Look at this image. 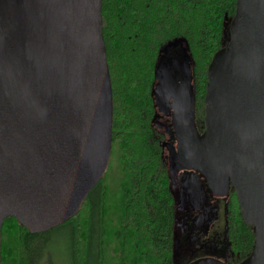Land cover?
Listing matches in <instances>:
<instances>
[{
    "label": "water",
    "instance_id": "obj_1",
    "mask_svg": "<svg viewBox=\"0 0 264 264\" xmlns=\"http://www.w3.org/2000/svg\"><path fill=\"white\" fill-rule=\"evenodd\" d=\"M101 1L0 0V233L8 218L31 234L69 221L108 168L113 102ZM227 28L207 68L202 132L194 88L175 87V155L214 196L234 189L253 232L239 264H264V0H236ZM178 245L174 235L175 264Z\"/></svg>",
    "mask_w": 264,
    "mask_h": 264
},
{
    "label": "trees",
    "instance_id": "obj_2",
    "mask_svg": "<svg viewBox=\"0 0 264 264\" xmlns=\"http://www.w3.org/2000/svg\"><path fill=\"white\" fill-rule=\"evenodd\" d=\"M236 0H102V34L112 87L108 168L80 211L42 234L16 219L0 233V264H175L172 199L148 125L149 90L162 46L183 41L193 63L196 108L203 119L207 68L222 42ZM203 127L202 122L197 123ZM199 128V129H200ZM229 250L238 262L251 252L253 232L236 200L227 215ZM58 260L62 261V258Z\"/></svg>",
    "mask_w": 264,
    "mask_h": 264
},
{
    "label": "flooded vegetation",
    "instance_id": "obj_3",
    "mask_svg": "<svg viewBox=\"0 0 264 264\" xmlns=\"http://www.w3.org/2000/svg\"><path fill=\"white\" fill-rule=\"evenodd\" d=\"M179 43L176 45V47H181L185 49V44L182 41H178ZM225 43V42H222ZM221 43V44H222ZM168 48L166 47V44L162 46L161 51L159 53V57L157 58V63H156V68L154 72V78L152 80L150 90H149V99L151 101V106H152V114L149 117V128H150V134L152 136V140L155 142V144L158 146L160 150V158L163 163L164 172L167 177L168 181V191L172 199V213H173V235H176L179 237V233L181 232L182 237L189 232L193 230H199L201 225H196V221L199 218V212L197 211V198H201L200 191L201 188L199 186V180L198 181H190V177L188 178L185 177L184 172H186V169L182 168L176 158L175 155V145H176V140H175V133L173 130V117H172V109H173V97H174V91L176 86H171V88H167L165 85L159 82L158 80V67L159 66V61L161 60V57H163V52L165 49ZM187 70L183 73L184 77L181 79L179 78L178 83L180 82H189L190 86L194 88V95H195V118L197 116V108H196V82H195V76L193 73V63L190 58L189 64L186 68ZM179 76H182V74H177ZM177 83V84H178ZM176 84V85H177ZM196 123L197 118H196ZM201 123V122H200ZM203 124V123H202ZM199 132H202L204 127L200 128L196 124ZM200 128V129H199ZM199 172V171H198ZM200 173V172H199ZM202 174L200 173V176ZM197 178L199 176L193 175ZM180 179V182L186 180L185 183H188L189 186V191L192 192V196H194L195 199H193V202L190 208L187 210L185 209L186 204L184 205L185 207H182L184 204V201L180 202L182 192H185L184 187H181L179 184V188L176 187V184H178V181ZM201 179L203 181L204 177L203 175L201 176ZM192 185V186H191ZM206 189L210 195H213L210 190L208 189L206 183H205ZM179 192V193H178ZM214 196V195H213ZM217 197V196H215ZM219 198H224L226 202V216H225V242L221 248L222 250V255L224 259L225 264H239L238 262L239 256L234 255L233 252L229 250V244H228V237H227V215L229 213V207L232 205L234 200H236V194L235 191L232 187H230V190L228 194L224 197H219ZM188 222V230L185 228L181 231V221ZM205 227V226H204ZM203 227V228H204ZM180 241V239H179ZM253 244V243H252ZM252 248V247H251Z\"/></svg>",
    "mask_w": 264,
    "mask_h": 264
},
{
    "label": "rangeland",
    "instance_id": "obj_4",
    "mask_svg": "<svg viewBox=\"0 0 264 264\" xmlns=\"http://www.w3.org/2000/svg\"><path fill=\"white\" fill-rule=\"evenodd\" d=\"M185 49L181 47H176V45H172L165 49L163 52V57L159 61L158 67V80L160 83L165 85L167 88H171V86H176L179 81L178 77L181 79L184 77V72L187 70V66L189 64V54L186 43H184ZM177 74H182L179 76ZM197 122H203L202 117L197 112ZM195 118V121H196ZM197 124V123H196ZM186 178L190 177V181H198L199 186L201 188L200 195L201 198L195 199L192 196V192L189 191L188 183H185L184 180L178 184L176 187L179 188V184L181 187H184L185 192H182L180 202L184 201L182 207H185L187 210L191 207L193 199L197 200L199 212V218L196 221V225H201L199 230H193L187 232L184 237H182L181 232L179 233L178 239L179 245L176 255V263L177 264H188L189 262L198 259V258H213L216 260L224 261L222 255V246L225 242V216H226V202L224 198L215 197L210 195L206 189L205 181L201 179L200 173L197 170H186L184 172ZM197 175L199 178L193 176ZM192 186V185H191ZM179 193V192H178ZM193 198V199H192ZM188 222L184 220L181 221V231L187 228ZM205 226V227H204ZM204 227V228H203ZM185 232V231H182ZM49 249H52L51 252L53 256H55V263L57 264H67L66 255L59 251L61 247L56 244V241L53 244H50ZM58 257L62 258V261L58 260Z\"/></svg>",
    "mask_w": 264,
    "mask_h": 264
}]
</instances>
